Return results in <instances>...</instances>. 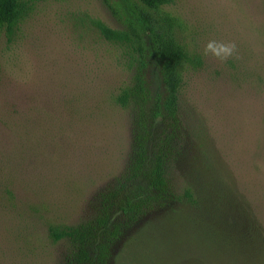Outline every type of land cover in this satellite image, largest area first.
I'll use <instances>...</instances> for the list:
<instances>
[{
	"label": "rangeland",
	"instance_id": "obj_1",
	"mask_svg": "<svg viewBox=\"0 0 264 264\" xmlns=\"http://www.w3.org/2000/svg\"><path fill=\"white\" fill-rule=\"evenodd\" d=\"M164 8L202 60L186 75L175 119L145 116V149L165 153L170 193L136 222L111 209L96 234L104 250L88 251L90 264H264V238L234 240L264 235V0ZM142 9L138 0H34L12 35L1 31L0 264H78L72 243L52 241L48 225L95 224L104 194L127 177L137 112L114 97L132 70L125 47L95 22L146 41ZM211 40L236 51L226 60L205 54ZM131 189L133 201L156 193Z\"/></svg>",
	"mask_w": 264,
	"mask_h": 264
},
{
	"label": "trees",
	"instance_id": "obj_2",
	"mask_svg": "<svg viewBox=\"0 0 264 264\" xmlns=\"http://www.w3.org/2000/svg\"><path fill=\"white\" fill-rule=\"evenodd\" d=\"M33 1L0 0V33L4 30L8 36L12 35L31 11ZM169 1L138 0L143 6L138 13L141 18L147 20L143 27V33L149 38L146 41L141 36L137 37V34L133 36L127 30L111 28L100 20L95 22L103 38L111 43L124 46L126 49L124 54L128 57V67L130 71L132 70V76L129 83L119 87L114 102L122 108L131 105L135 107L137 115L136 119L134 118L135 124L132 131H135L133 133L136 142L133 143V147L136 149L134 161L127 169V177L104 194V209L101 215L95 218V224L86 221L78 225L63 227L57 224L48 225V236L52 241L65 237L72 243L75 248V263L77 261L78 264H90L88 251L96 247L101 251L104 250L105 244L96 241V234L100 228L103 229L106 226L111 209L117 207L125 218L136 222L141 215L146 213L150 203H155L157 199H164L166 194L170 193L165 153L158 150L150 158L145 149L147 132L145 116L150 112L153 117L162 116L175 119L186 75L190 68L193 70L198 68L202 60L198 53L189 51L176 35L174 29L180 26V22L177 16L164 8ZM152 73V79L155 78L157 81L155 89H151ZM139 176L143 179H138ZM138 180L145 182L140 184ZM127 188H132L131 190L140 188L142 193L152 189L151 194L153 191L156 193L154 197L147 195L133 201L131 195L124 192ZM184 195L189 203H196L188 189H185ZM116 231L117 226L113 227L110 234L113 236ZM257 238L262 239L264 235H248L245 232L240 238L234 240L237 244L252 246Z\"/></svg>",
	"mask_w": 264,
	"mask_h": 264
},
{
	"label": "clouds",
	"instance_id": "obj_3",
	"mask_svg": "<svg viewBox=\"0 0 264 264\" xmlns=\"http://www.w3.org/2000/svg\"><path fill=\"white\" fill-rule=\"evenodd\" d=\"M204 51L205 54L211 52L213 56H216L221 60H226L228 57L233 56L236 51V45L234 42L224 43L211 40L205 45Z\"/></svg>",
	"mask_w": 264,
	"mask_h": 264
}]
</instances>
